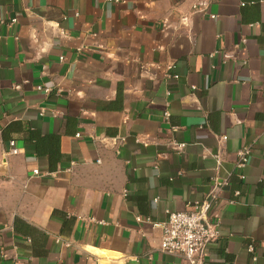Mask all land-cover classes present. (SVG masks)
Instances as JSON below:
<instances>
[{
	"label": "crops",
	"instance_id": "1",
	"mask_svg": "<svg viewBox=\"0 0 264 264\" xmlns=\"http://www.w3.org/2000/svg\"><path fill=\"white\" fill-rule=\"evenodd\" d=\"M212 193L206 264H264V0H0V264H187Z\"/></svg>",
	"mask_w": 264,
	"mask_h": 264
},
{
	"label": "built area",
	"instance_id": "2",
	"mask_svg": "<svg viewBox=\"0 0 264 264\" xmlns=\"http://www.w3.org/2000/svg\"><path fill=\"white\" fill-rule=\"evenodd\" d=\"M111 3H118L120 0H106ZM244 5V4H242ZM168 77L177 78L175 75ZM39 91L49 93V88H38ZM224 140V138H222ZM8 149L5 156L18 155L21 150L18 149L14 141L7 143ZM181 149L183 145H177ZM251 150L243 147L236 153V169L242 171L249 162ZM37 175V171H33ZM241 180L244 175L239 174ZM227 183H217L214 185L215 190H219ZM239 193H235L238 196ZM216 195H208L205 200L190 204L188 211L167 212L166 219L163 223L155 224L161 230L158 250L169 255L181 256L187 264H203L204 256L208 246L219 238L218 235V218L214 213ZM253 251L252 247L248 249Z\"/></svg>",
	"mask_w": 264,
	"mask_h": 264
},
{
	"label": "trees",
	"instance_id": "3",
	"mask_svg": "<svg viewBox=\"0 0 264 264\" xmlns=\"http://www.w3.org/2000/svg\"><path fill=\"white\" fill-rule=\"evenodd\" d=\"M9 130V129H8ZM7 130V131H8ZM37 135H34L32 133H29V141H34L36 143V148H39L40 147V144L39 142H43L44 141V138H39ZM48 141H51V139H47ZM51 144V142H49ZM42 145V144H41ZM36 153L37 154H40V153H44V152H41L39 150H36ZM47 155L49 157V162L53 161L54 164H56L57 162V159H58V156L57 157H54V155H52V152L51 151H47ZM55 166H53L54 168ZM53 168H50V170H54ZM18 223H20L19 221H15V224L17 225ZM203 264H206V262H203Z\"/></svg>",
	"mask_w": 264,
	"mask_h": 264
}]
</instances>
